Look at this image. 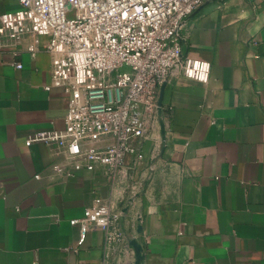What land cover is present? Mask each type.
I'll list each match as a JSON object with an SVG mask.
<instances>
[{
    "label": "crops",
    "instance_id": "crops-1",
    "mask_svg": "<svg viewBox=\"0 0 264 264\" xmlns=\"http://www.w3.org/2000/svg\"><path fill=\"white\" fill-rule=\"evenodd\" d=\"M16 9L0 0V15ZM33 39L0 35V264H264V0H212L186 19L181 50L210 63L209 80L171 69L141 158L114 174L65 146L25 144L63 129L70 98ZM101 205L108 229L78 245L85 211Z\"/></svg>",
    "mask_w": 264,
    "mask_h": 264
},
{
    "label": "built area",
    "instance_id": "built-area-1",
    "mask_svg": "<svg viewBox=\"0 0 264 264\" xmlns=\"http://www.w3.org/2000/svg\"><path fill=\"white\" fill-rule=\"evenodd\" d=\"M14 1L18 9L0 15V35L32 36L28 51L52 56L53 83L70 95L63 129L35 133L25 144L65 146L87 170L96 163L114 174L126 157L141 158L136 143L171 69L199 83L209 80L210 63L185 56L180 38L186 19L212 0ZM105 137L112 142L104 149L80 150ZM110 221L105 205L86 210L78 245L90 228L106 232Z\"/></svg>",
    "mask_w": 264,
    "mask_h": 264
},
{
    "label": "water",
    "instance_id": "water-1",
    "mask_svg": "<svg viewBox=\"0 0 264 264\" xmlns=\"http://www.w3.org/2000/svg\"><path fill=\"white\" fill-rule=\"evenodd\" d=\"M164 85H165V81H163L162 85L160 86L158 97L156 99V110L157 111H160V109H161V91H162Z\"/></svg>",
    "mask_w": 264,
    "mask_h": 264
}]
</instances>
